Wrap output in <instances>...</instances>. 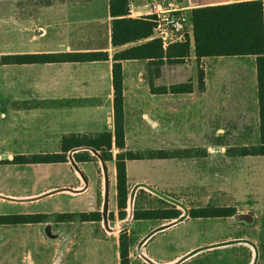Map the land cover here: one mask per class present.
Segmentation results:
<instances>
[{"label":"crops","instance_id":"0c3cea01","mask_svg":"<svg viewBox=\"0 0 264 264\" xmlns=\"http://www.w3.org/2000/svg\"><path fill=\"white\" fill-rule=\"evenodd\" d=\"M242 1L249 0H129V6L130 16L142 17L153 14L156 3L165 9L178 7L190 14L195 7ZM0 3H8L10 30L27 39L2 53L107 51L110 57L23 64H4L0 59V203L20 207L16 215H49L46 221L0 224V264H121L123 230L129 238L130 264H192L194 258L178 255L172 243L156 247L152 244L158 235L180 226L182 223H166L178 218H134L136 209L174 207L167 200L152 203L150 198H155L153 190L171 188L167 180L175 175L177 160L185 156L127 160L130 197L123 219L117 202L115 158L119 149L115 146L114 160H105L100 151L91 147H79L69 152L67 162L14 161L18 156L60 152L63 137L71 133H114L113 55L135 43L113 46L110 0H0ZM103 37L106 40L100 42ZM188 37L189 54L182 62H165L153 84L169 88L190 82L192 92L154 93L148 78L149 60L122 62L126 150L188 149L161 142L154 144L152 136L177 133L178 102L185 111L195 107L206 119V127L209 117H224L225 111L248 112L249 103H253L259 116L257 61L264 54L198 57L193 32ZM47 38L56 40L50 42ZM150 39L153 37L144 41ZM225 103L235 107L229 109ZM85 150L90 152L91 160L77 161L74 154ZM61 163L72 178L48 184L50 164ZM88 163L95 165L94 176L81 171L80 166ZM1 183L10 184L6 187ZM27 183L36 185L20 187ZM61 196L75 202L85 198L88 203L82 200L83 205L62 207L57 213L43 205ZM95 211L101 213V220L79 217V213ZM59 213H74L75 217L57 221ZM210 218L219 217H191ZM153 231L157 232L152 234Z\"/></svg>","mask_w":264,"mask_h":264},{"label":"rangeland","instance_id":"374dc122","mask_svg":"<svg viewBox=\"0 0 264 264\" xmlns=\"http://www.w3.org/2000/svg\"><path fill=\"white\" fill-rule=\"evenodd\" d=\"M8 8V3H0V59L5 54L2 52L18 47L22 45V41L27 40L10 30ZM45 40L53 42L56 39ZM100 40L104 42L106 37ZM195 88L199 90L198 85ZM181 105L178 102L175 118L177 133L152 136L155 138L154 144L161 142V145L166 143L191 151L177 160L175 175L167 180L171 188L153 190L155 198L150 200L152 203L167 200L171 207L181 209L182 215L178 219L166 223L182 224L158 235L152 242L153 247L172 243L173 250L178 255L194 258L192 264H264V156H241L236 152L239 147L259 144L258 112L253 103H249L248 112L237 109L225 111L224 117H209L206 127V119L200 116L195 107L191 111H185L180 109ZM224 105H228L229 109L235 107L229 103ZM133 140L132 137L131 141ZM80 168H83L82 173L94 176V164H82ZM48 169L50 185L72 178V174L62 163L50 164ZM1 184L8 187L10 183ZM35 185L36 183H27L20 187L30 188ZM112 192L113 190L109 195L110 201ZM130 192L131 210L133 191ZM104 199L106 201V196ZM82 200L88 203L85 198L75 202L61 196L47 200L43 205L57 213L62 207L83 205ZM210 205L235 206L237 213L230 217L191 219L190 208ZM19 208L10 202L0 203V215H16ZM164 225L161 227L164 228Z\"/></svg>","mask_w":264,"mask_h":264},{"label":"trees","instance_id":"16d2710c","mask_svg":"<svg viewBox=\"0 0 264 264\" xmlns=\"http://www.w3.org/2000/svg\"><path fill=\"white\" fill-rule=\"evenodd\" d=\"M112 16V44L114 47L132 44L113 55L114 85V133L104 131L95 134L71 133L62 139L60 152L44 155L18 156L17 162H67L71 150L79 147H91L100 151L105 160H114L113 147L119 149L116 154L117 202L120 218L127 215L129 196L127 160L148 158H174L185 156L189 149H151L146 151L126 150L125 108H124V60H149L148 78L154 93H186L193 91L192 83H180L155 87L153 79L160 75V68L165 62L178 63L190 52V41L187 36L184 42H175L164 47L161 39L150 38L156 25V15L142 17L130 16L129 0H110ZM193 23L195 53L198 57L221 55H261L264 54V1L249 0L228 4L195 7L190 11ZM107 51H80L61 53H23L3 54L1 61L11 63H45L61 61H96L108 60ZM258 102H259V144L242 146L236 150L238 155H264V58L257 61ZM77 161L91 160L89 151L76 152ZM235 206L193 207L189 215L199 217H230L235 215ZM181 209L176 206L136 209V219L179 218ZM74 213H59L57 221L73 220ZM81 220H101V213H79ZM48 214L0 215V224H17L46 221ZM121 264H130L129 238L126 231L120 234Z\"/></svg>","mask_w":264,"mask_h":264},{"label":"built area","instance_id":"2783aa9c","mask_svg":"<svg viewBox=\"0 0 264 264\" xmlns=\"http://www.w3.org/2000/svg\"><path fill=\"white\" fill-rule=\"evenodd\" d=\"M153 9L157 17L152 37L161 39L164 47L186 41L188 34L193 32L190 14L184 9H165L160 3L153 4Z\"/></svg>","mask_w":264,"mask_h":264},{"label":"water","instance_id":"95a60500","mask_svg":"<svg viewBox=\"0 0 264 264\" xmlns=\"http://www.w3.org/2000/svg\"><path fill=\"white\" fill-rule=\"evenodd\" d=\"M151 235V234H150Z\"/></svg>","mask_w":264,"mask_h":264}]
</instances>
